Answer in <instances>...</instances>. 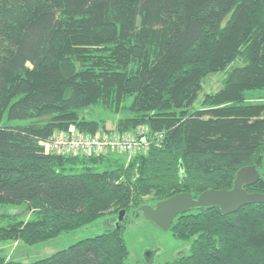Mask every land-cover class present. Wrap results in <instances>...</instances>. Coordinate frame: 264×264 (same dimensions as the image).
Here are the masks:
<instances>
[{"label": "trees", "instance_id": "trees-1", "mask_svg": "<svg viewBox=\"0 0 264 264\" xmlns=\"http://www.w3.org/2000/svg\"><path fill=\"white\" fill-rule=\"evenodd\" d=\"M220 72L222 88L202 93ZM93 107L126 113L119 133L145 125L157 138L128 166L46 151L57 129L104 128L85 116ZM252 165L246 189L264 193V0H0V241L33 245L117 215L48 257L0 264H125L144 196L228 189ZM169 230L193 238L176 264H264V203L193 209Z\"/></svg>", "mask_w": 264, "mask_h": 264}, {"label": "rangeland", "instance_id": "rangeland-1", "mask_svg": "<svg viewBox=\"0 0 264 264\" xmlns=\"http://www.w3.org/2000/svg\"><path fill=\"white\" fill-rule=\"evenodd\" d=\"M223 78V72L208 76L203 82L202 93L214 92L222 88L224 84ZM248 98L254 101L258 100L254 94L252 96L250 95V97L248 96ZM125 115L126 113L121 112L117 114L106 112L99 107L89 108L85 111V116L88 119L104 120H100V123L104 122L105 127L100 128L99 131L96 132H101V134L105 136L119 131L117 122ZM143 126L147 128V126ZM71 127H77V125L72 124L70 128ZM139 127L141 126H137L130 131H134ZM65 130L67 129H57L56 131ZM114 156L121 158L125 162V165L128 166L134 155L130 153L114 152ZM151 198L152 195L144 196L143 199L147 202L145 205L153 206L154 202ZM0 211H2V209ZM5 211L15 214L23 212L24 208L6 209ZM139 212L140 215H136L134 212L131 213L129 222L124 230V237L129 249V256L125 264H176L175 260L179 258L178 256H180V254H187L189 252L193 238L188 240L177 239L172 231L163 230L147 220L142 215V211ZM116 216V214L104 216L99 220L97 226L91 227L90 230L78 231L76 233L64 232L58 236L33 245L27 244L21 240L0 241V253L16 261L31 263L48 257L59 250L66 249L83 238L103 232L107 227L113 226ZM28 217V214H25L22 218L27 219ZM3 223L4 222H1L0 224Z\"/></svg>", "mask_w": 264, "mask_h": 264}, {"label": "water", "instance_id": "water-1", "mask_svg": "<svg viewBox=\"0 0 264 264\" xmlns=\"http://www.w3.org/2000/svg\"><path fill=\"white\" fill-rule=\"evenodd\" d=\"M260 178L256 166H245L239 169L234 177L231 188L209 189L194 197L190 192H179L171 197L158 201L154 206L142 205L136 215H142L163 230H169L177 215L193 209H209L219 207L226 215L237 211L240 207L264 203V193L249 192L246 187L254 185ZM125 211L120 212L119 220L124 218Z\"/></svg>", "mask_w": 264, "mask_h": 264}, {"label": "built area", "instance_id": "built-area-1", "mask_svg": "<svg viewBox=\"0 0 264 264\" xmlns=\"http://www.w3.org/2000/svg\"><path fill=\"white\" fill-rule=\"evenodd\" d=\"M155 137L144 126L134 131L117 132L108 136L101 132L88 133L71 127L65 131H55L44 141V146L48 152L63 155L91 156L114 152L135 155L147 152Z\"/></svg>", "mask_w": 264, "mask_h": 264}, {"label": "flooded vegetation", "instance_id": "flooded-vegetation-1", "mask_svg": "<svg viewBox=\"0 0 264 264\" xmlns=\"http://www.w3.org/2000/svg\"><path fill=\"white\" fill-rule=\"evenodd\" d=\"M156 204V203H155ZM180 255H184V254H180Z\"/></svg>", "mask_w": 264, "mask_h": 264}]
</instances>
